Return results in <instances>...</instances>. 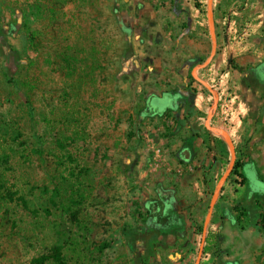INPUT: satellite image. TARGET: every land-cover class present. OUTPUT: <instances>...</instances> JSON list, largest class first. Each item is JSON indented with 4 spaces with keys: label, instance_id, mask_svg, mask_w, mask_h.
Here are the masks:
<instances>
[{
    "label": "crops",
    "instance_id": "obj_1",
    "mask_svg": "<svg viewBox=\"0 0 264 264\" xmlns=\"http://www.w3.org/2000/svg\"><path fill=\"white\" fill-rule=\"evenodd\" d=\"M24 2L40 21L26 29L25 60L39 62L60 87L70 73L79 83L94 79L76 87L93 96L94 121L108 124L97 114L106 106L116 119L126 110L135 117L143 103L135 119L140 149H130L134 142L129 145L124 133L110 139L116 150L110 156L119 152L124 168L122 185L139 192L138 216L117 231L120 240L101 250L123 245L134 264H205L207 249L196 250V226L225 215L233 224L234 207L241 205L247 214H264V195L249 187L247 176L255 169L264 182V0ZM4 30L0 46L11 39ZM7 55L13 72L21 59L15 52ZM154 100L164 105L154 106ZM69 172V196L55 197L58 186L50 204L63 213L71 205L75 217L64 215L80 225L88 199L80 180L89 169ZM8 192L14 203L23 197L29 206L25 195ZM219 232L217 224L203 229L205 246Z\"/></svg>",
    "mask_w": 264,
    "mask_h": 264
},
{
    "label": "rangeland",
    "instance_id": "obj_2",
    "mask_svg": "<svg viewBox=\"0 0 264 264\" xmlns=\"http://www.w3.org/2000/svg\"><path fill=\"white\" fill-rule=\"evenodd\" d=\"M33 8L24 0H0V29L11 37L1 40L0 46V264H33L34 259L57 245L63 247L68 264H134L135 259L125 254L123 245L104 250L101 247L120 240L117 231L124 223H133L136 215L134 199L139 192L122 185L124 168L119 152L110 156L111 150L116 151L110 139L124 133L122 138L128 139L129 145L134 142L130 149H140L135 119L142 100L136 106L135 117L126 110L116 119L106 106L97 114L100 112L98 115L108 124L94 121L93 96L76 90L79 82L72 73L61 79L60 87L55 79L46 78L39 62L25 60L29 50L24 41L26 29L40 23L32 19ZM36 47L40 48L38 44ZM11 52L21 59L13 72L7 55ZM93 83L94 79L82 77L79 84ZM51 84L55 87L41 93ZM153 105L164 103L154 100ZM74 167L89 169L80 180L88 192L80 225L50 204L52 190L58 186L64 199L69 196L73 186L68 181L69 171ZM256 173L255 169L247 171L249 187L264 195V182ZM8 190L25 195L37 214L9 200ZM261 206L260 213H264V201ZM243 208L234 207L233 224L225 215V220L203 221L196 226V234L201 236L196 250L199 246L207 249L201 257L203 263L264 264V221L258 213L247 214ZM47 209L50 216L45 214ZM216 224L220 232L205 246L202 231Z\"/></svg>",
    "mask_w": 264,
    "mask_h": 264
},
{
    "label": "trees",
    "instance_id": "obj_3",
    "mask_svg": "<svg viewBox=\"0 0 264 264\" xmlns=\"http://www.w3.org/2000/svg\"><path fill=\"white\" fill-rule=\"evenodd\" d=\"M5 163L7 164L8 163V158L6 157V159H4ZM240 178H243L241 174L239 173H236ZM55 197L59 196L60 195V192L58 190L55 191L54 193ZM14 197L15 195L12 194V193H9L8 192V198L9 200L13 201L14 200ZM17 201L20 203V205H22L25 209L29 210V206H28V203L27 201L23 198V197H19L17 199ZM70 203L73 205L75 204L76 202H74L73 200L70 201ZM56 204V203H54ZM57 206V205H56ZM72 206H68V207H65L63 208L64 210V213L66 215H69L71 218L75 217V215L72 213ZM32 214H37L36 211H31ZM47 213L49 214V212L47 211ZM260 218L264 221V214H261L260 215ZM53 263V264H68L67 260L65 259V256H64V253H63V247L62 246H55L54 248L51 249V251L46 254V255H43L39 258H36L33 260V264H46V263Z\"/></svg>",
    "mask_w": 264,
    "mask_h": 264
},
{
    "label": "built area",
    "instance_id": "obj_4",
    "mask_svg": "<svg viewBox=\"0 0 264 264\" xmlns=\"http://www.w3.org/2000/svg\"><path fill=\"white\" fill-rule=\"evenodd\" d=\"M216 95H217V99L219 102H222V92L221 91H215ZM157 153H158V157L161 155V151L160 150H157Z\"/></svg>",
    "mask_w": 264,
    "mask_h": 264
}]
</instances>
